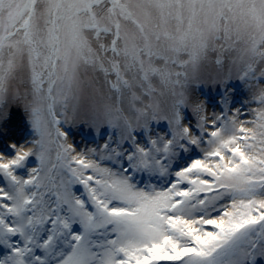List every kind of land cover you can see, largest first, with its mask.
<instances>
[{
  "label": "snow or ice",
  "instance_id": "snow-or-ice-1",
  "mask_svg": "<svg viewBox=\"0 0 264 264\" xmlns=\"http://www.w3.org/2000/svg\"><path fill=\"white\" fill-rule=\"evenodd\" d=\"M21 100L33 147L0 152V264L264 257V0H0V115ZM80 123L83 147L62 126Z\"/></svg>",
  "mask_w": 264,
  "mask_h": 264
},
{
  "label": "rangeland",
  "instance_id": "rangeland-1",
  "mask_svg": "<svg viewBox=\"0 0 264 264\" xmlns=\"http://www.w3.org/2000/svg\"><path fill=\"white\" fill-rule=\"evenodd\" d=\"M214 66L212 68L206 69V72H214ZM228 88L233 89L231 98L232 106H239L243 99L246 97L247 93L243 87V84L239 80L230 81L227 85ZM199 91L204 98H207L210 102L209 110L211 108H216L219 111V98L223 95L224 89L219 85H201ZM201 97V98H203ZM186 115L190 117V113L185 110ZM0 115V152L8 156L15 155V149L11 147V144H16L19 146L22 143L30 142L34 136V130L31 127L28 114L25 109L19 104H11L8 107L7 117L2 119ZM64 131L68 133L72 142L77 145V147H83L94 142L96 139L95 133L88 128L84 123L76 125H62ZM161 127H165L161 124ZM106 128L102 129L101 143L103 142L104 133ZM106 138V137H104ZM11 142V143H10ZM38 161L34 155H30L26 158L24 162V167L18 168L17 171L20 174H26L28 168L36 166ZM255 264H264V257H257Z\"/></svg>",
  "mask_w": 264,
  "mask_h": 264
},
{
  "label": "clouds",
  "instance_id": "clouds-1",
  "mask_svg": "<svg viewBox=\"0 0 264 264\" xmlns=\"http://www.w3.org/2000/svg\"><path fill=\"white\" fill-rule=\"evenodd\" d=\"M12 104H19V105H21L24 108V101L23 100H21V101H13ZM7 114H8V109H7L6 115H4L2 117V119L6 118ZM69 143H71V139L69 140ZM19 147L23 151H28L29 149H31L33 147V145L27 144V142H25V143L20 144Z\"/></svg>",
  "mask_w": 264,
  "mask_h": 264
}]
</instances>
